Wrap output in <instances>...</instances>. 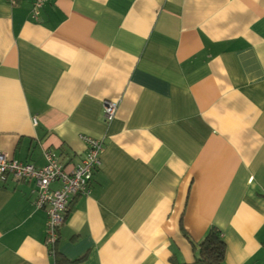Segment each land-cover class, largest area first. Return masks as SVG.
<instances>
[{
	"label": "crops",
	"instance_id": "obj_1",
	"mask_svg": "<svg viewBox=\"0 0 264 264\" xmlns=\"http://www.w3.org/2000/svg\"><path fill=\"white\" fill-rule=\"evenodd\" d=\"M32 1L0 0V152L70 168L103 141L54 250L191 264L215 226L223 264H264V0ZM32 190L0 183V264H54Z\"/></svg>",
	"mask_w": 264,
	"mask_h": 264
},
{
	"label": "built area",
	"instance_id": "obj_2",
	"mask_svg": "<svg viewBox=\"0 0 264 264\" xmlns=\"http://www.w3.org/2000/svg\"><path fill=\"white\" fill-rule=\"evenodd\" d=\"M47 0H33L30 15L36 18L40 8ZM15 4L17 0H8ZM116 102L106 101L103 105V116L111 120L116 110ZM36 123V120L33 119ZM85 142V152L80 161L66 168L59 155L46 149L43 151L45 164L35 167L28 162H22L8 157L0 152V183L8 177L26 179L34 185V204L37 208L46 206L47 223L45 227V242L52 249L57 240V231L65 220V209L73 194L87 195L91 190L93 175L100 169L103 141L88 135H81ZM57 184V187L51 185Z\"/></svg>",
	"mask_w": 264,
	"mask_h": 264
},
{
	"label": "trees",
	"instance_id": "obj_3",
	"mask_svg": "<svg viewBox=\"0 0 264 264\" xmlns=\"http://www.w3.org/2000/svg\"><path fill=\"white\" fill-rule=\"evenodd\" d=\"M9 178L10 177H8V179ZM17 180L27 181L33 184L32 181H28L26 179H17ZM51 187L53 188L52 185ZM32 192H33L32 203L35 206L33 202L34 201V185H33ZM77 196H82V194L77 193V194H73L70 197V200L65 209V217L67 215V212L70 209L69 204H70L71 199ZM39 209H44L47 213L46 206H42ZM47 219H48V215H47ZM56 242L57 240L55 241V243ZM193 248L195 252V261L191 264H223L224 255H225V242L221 236L220 230L217 227L211 226L200 241L193 242ZM50 250L54 252V264H79L83 257L81 256V257H77L74 259H70L66 257L64 254L56 252L54 248L52 249L50 248ZM173 264H188V263L173 261Z\"/></svg>",
	"mask_w": 264,
	"mask_h": 264
}]
</instances>
